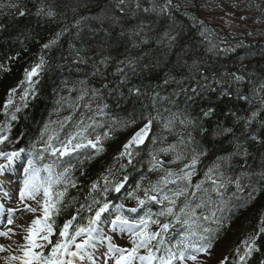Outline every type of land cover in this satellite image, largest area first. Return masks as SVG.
<instances>
[{
  "label": "trees",
  "instance_id": "obj_1",
  "mask_svg": "<svg viewBox=\"0 0 264 264\" xmlns=\"http://www.w3.org/2000/svg\"><path fill=\"white\" fill-rule=\"evenodd\" d=\"M0 138L78 148L56 226L129 174L152 221L264 264V0H0Z\"/></svg>",
  "mask_w": 264,
  "mask_h": 264
},
{
  "label": "rangeland",
  "instance_id": "obj_2",
  "mask_svg": "<svg viewBox=\"0 0 264 264\" xmlns=\"http://www.w3.org/2000/svg\"><path fill=\"white\" fill-rule=\"evenodd\" d=\"M141 140H142V136H139L137 138V142H140ZM43 201H45V200L43 199ZM41 214H42V211H40L39 213L38 212H32V215L27 214V216H25V215L20 216V220L17 223L19 234L12 241H6L5 243L1 244V249L6 250V248H7L8 251H11V254L13 257H15V255H18L19 253L23 256H26L27 252L34 253L35 255H37V254L39 255V251H37V250L33 252L31 250L26 249L25 246H27V244L25 243V241L27 242L28 236L25 232L31 230L29 225H32L36 220H40ZM25 234H26V236H25ZM49 236H50V233H49ZM48 238L49 237H47V234H45L42 242L44 243L46 241V239H48ZM118 240L122 243L127 242V239H125V240L118 239ZM1 253H2V251L0 252V254ZM5 254H4L5 255L4 259L0 261V264H13V262L15 261V258L12 262V257L9 255V253L5 252ZM216 262H217V258L215 256L208 255V256L201 258L197 264H217Z\"/></svg>",
  "mask_w": 264,
  "mask_h": 264
},
{
  "label": "bare ground",
  "instance_id": "obj_3",
  "mask_svg": "<svg viewBox=\"0 0 264 264\" xmlns=\"http://www.w3.org/2000/svg\"><path fill=\"white\" fill-rule=\"evenodd\" d=\"M32 233L35 234V239L33 240V242H35L36 240H38L40 237H41V228L40 227H37V229H32L31 230Z\"/></svg>",
  "mask_w": 264,
  "mask_h": 264
}]
</instances>
